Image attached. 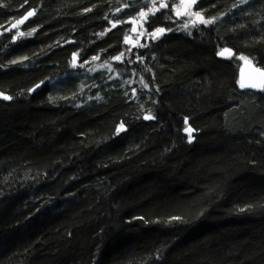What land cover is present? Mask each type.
Segmentation results:
<instances>
[{
  "label": "trees",
  "instance_id": "16d2710c",
  "mask_svg": "<svg viewBox=\"0 0 264 264\" xmlns=\"http://www.w3.org/2000/svg\"><path fill=\"white\" fill-rule=\"evenodd\" d=\"M162 2L0 0V264H264V0Z\"/></svg>",
  "mask_w": 264,
  "mask_h": 264
},
{
  "label": "snow or ice",
  "instance_id": "6c2138e0",
  "mask_svg": "<svg viewBox=\"0 0 264 264\" xmlns=\"http://www.w3.org/2000/svg\"><path fill=\"white\" fill-rule=\"evenodd\" d=\"M243 2L246 3L247 0H243ZM155 3H156V0H153V6L149 9L148 13L141 11L139 13V16L146 18L149 13H151V14L154 15L155 12L159 11L160 9H164V8H167L168 7V4L166 2H162V3H160L159 8H156ZM197 3H198V0H181V6L185 8V11L184 12H177V15L178 16L179 15L194 16V17H197L198 18V19L192 21L191 26L189 24H185L184 25V30H186V31H190V28L191 27H196L198 24H202V25L207 26V25H211V24H213L215 22V18L206 19V18H204V16L200 12L192 13L190 11L191 7L193 5H195V4H197ZM85 11H91V9H85ZM116 11L117 12H120L121 9L120 8H117ZM34 14H35V10L29 11L27 13V15L22 20L18 21V24H22L24 22V20H27L29 17L33 16ZM13 27H16V25H13ZM112 27H115V24H113ZM164 32H165V29L160 28V29H157L155 33H152L150 35H152L153 38H158V36L159 35H163ZM32 34L33 33H31V32L28 33L29 36H31ZM104 34L105 33H101L100 35L103 36ZM20 35H23V33H21ZM141 46H144V45H141ZM224 52H230V50L229 49H224V50H222V52L220 53V55H224ZM76 55L77 54H75V53L73 54V60L74 61H75ZM121 55H123V54H121ZM93 59H96V57H94ZM114 59L120 60L121 57H119V56L118 57H114ZM12 63H17V61H13ZM73 66H75V64H73ZM82 66L83 65H81V67ZM257 71L261 72V74L264 75V70L257 69ZM143 87L147 88L148 85L147 84H144ZM241 87H245V85L242 84ZM253 87H255V85H253ZM3 99L4 100H11L12 97H10V96H3ZM144 119L145 120H149V119H153V117L150 116V115H145L144 116ZM123 130H124V125L121 124L120 127L117 129V134L119 132L123 131ZM184 131L187 133V132H189V129L188 128H185ZM188 140H189V142H191V140H192L191 135L188 136Z\"/></svg>",
  "mask_w": 264,
  "mask_h": 264
},
{
  "label": "water",
  "instance_id": "95a60500",
  "mask_svg": "<svg viewBox=\"0 0 264 264\" xmlns=\"http://www.w3.org/2000/svg\"><path fill=\"white\" fill-rule=\"evenodd\" d=\"M31 11H33V10H31ZM34 16H35V14L33 16L29 17L27 20L31 19ZM127 41L132 42L134 40H132L131 38H127ZM134 43L137 44V41H135ZM231 54H232V52L230 51V52H224V55L219 54V56L221 58H228L231 56ZM76 60H77V58H75V61ZM257 69L264 70V69L256 66L253 62H251L249 60H245L243 62L241 69H240V73H239V84H240V86L242 84L245 85V87H242L243 89L250 90V91H257V90L264 88V75H262L261 72L257 71ZM253 85H255V87H253Z\"/></svg>",
  "mask_w": 264,
  "mask_h": 264
},
{
  "label": "rangeland",
  "instance_id": "374dc122",
  "mask_svg": "<svg viewBox=\"0 0 264 264\" xmlns=\"http://www.w3.org/2000/svg\"><path fill=\"white\" fill-rule=\"evenodd\" d=\"M177 7H178L177 12H184L185 11V8L181 6V0H179V3H178V6ZM190 11H191V9H190ZM179 16H181V15H179ZM134 26H135V24H134ZM133 30H134V33L135 34H132V35L128 36L127 38H131L134 41L128 42L126 40V43L128 45L132 46V47H135V46H138V44L140 43L141 37H139V35H141V34L140 33L139 34L136 33L135 27H133ZM135 41H137V44L134 43Z\"/></svg>",
  "mask_w": 264,
  "mask_h": 264
},
{
  "label": "flooded vegetation",
  "instance_id": "af4514ba",
  "mask_svg": "<svg viewBox=\"0 0 264 264\" xmlns=\"http://www.w3.org/2000/svg\"><path fill=\"white\" fill-rule=\"evenodd\" d=\"M135 24V30L137 34H141L139 35V37H141L140 43H143L144 40H146L148 38L147 32H146V28L144 27L142 21H137Z\"/></svg>",
  "mask_w": 264,
  "mask_h": 264
}]
</instances>
